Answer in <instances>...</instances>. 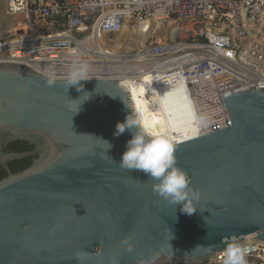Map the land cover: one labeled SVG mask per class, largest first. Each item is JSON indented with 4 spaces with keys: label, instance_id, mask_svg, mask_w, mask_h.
Wrapping results in <instances>:
<instances>
[{
    "label": "water",
    "instance_id": "water-1",
    "mask_svg": "<svg viewBox=\"0 0 264 264\" xmlns=\"http://www.w3.org/2000/svg\"><path fill=\"white\" fill-rule=\"evenodd\" d=\"M69 80L0 64V264H78L77 251L80 264H201L251 235L264 244V89L225 99L226 130L169 141L200 193L189 216L118 165L131 135L114 136L116 125L139 113L123 82ZM17 140L35 150L6 151Z\"/></svg>",
    "mask_w": 264,
    "mask_h": 264
},
{
    "label": "built area",
    "instance_id": "built-area-1",
    "mask_svg": "<svg viewBox=\"0 0 264 264\" xmlns=\"http://www.w3.org/2000/svg\"><path fill=\"white\" fill-rule=\"evenodd\" d=\"M1 4L6 21L0 30V64L24 65L50 79H72L85 69L86 79L122 82L167 75L160 103L148 88L154 106L167 109L176 134L192 125L193 134L177 140L226 130L232 122L225 99L264 89V0ZM242 246L248 248L246 264H264V244L250 240ZM225 258V251L219 252L209 262L222 264Z\"/></svg>",
    "mask_w": 264,
    "mask_h": 264
},
{
    "label": "clouds",
    "instance_id": "clouds-1",
    "mask_svg": "<svg viewBox=\"0 0 264 264\" xmlns=\"http://www.w3.org/2000/svg\"><path fill=\"white\" fill-rule=\"evenodd\" d=\"M86 75L85 69L70 79L67 85L70 87L77 85L80 81L88 80ZM49 86H51V82H49ZM126 131L130 133L131 138L126 143V150L118 163L119 167L129 171L141 172L151 180L156 181L153 184L155 193L175 205L182 204L180 209L182 213L189 216L194 214L196 208L193 205V200H198L200 193L190 187V178L185 171L177 167L173 144L163 134L157 135L153 132L140 113L132 112L125 118L124 122H118L114 136L119 137ZM99 140L107 145V151L113 147L110 142ZM109 159L112 163H117L111 157ZM225 253L224 264H246L247 247L239 243H232L226 247ZM84 255L87 253L80 251L74 253V258L78 264Z\"/></svg>",
    "mask_w": 264,
    "mask_h": 264
},
{
    "label": "bare ground",
    "instance_id": "bare-ground-1",
    "mask_svg": "<svg viewBox=\"0 0 264 264\" xmlns=\"http://www.w3.org/2000/svg\"><path fill=\"white\" fill-rule=\"evenodd\" d=\"M167 75H148L145 76L143 81H139L137 79L124 78L123 84L129 89L132 99L135 103V107L141 112L144 121L151 127L152 131L157 135L163 134L167 137L169 141L180 139V137H187L188 134L191 133L192 125H186L184 127L185 133L181 132L176 134V130H174L169 124V118H167L168 113L167 109L163 105L160 108L154 106L155 103H160V98L163 97L165 92V79ZM165 83V84H164ZM151 85L154 93L152 95L154 102L150 100V88L148 85ZM169 111V110H168ZM184 135V136H183ZM179 137V138H178ZM254 235L248 236V241L252 240Z\"/></svg>",
    "mask_w": 264,
    "mask_h": 264
},
{
    "label": "trees",
    "instance_id": "trees-1",
    "mask_svg": "<svg viewBox=\"0 0 264 264\" xmlns=\"http://www.w3.org/2000/svg\"><path fill=\"white\" fill-rule=\"evenodd\" d=\"M34 150H35L34 144H31L28 141H23V140L10 142L6 147V151L16 152V153L33 152ZM38 157L39 154H33L28 157L10 161L8 162V166L13 173H17L30 167L33 164L34 160L37 159ZM7 176H8L7 171L2 165H0V180Z\"/></svg>",
    "mask_w": 264,
    "mask_h": 264
},
{
    "label": "rangeland",
    "instance_id": "rangeland-1",
    "mask_svg": "<svg viewBox=\"0 0 264 264\" xmlns=\"http://www.w3.org/2000/svg\"><path fill=\"white\" fill-rule=\"evenodd\" d=\"M4 21H6V17H5V15H4V8H3V4H1V7H0V30H1V26L3 25V23H4ZM130 38L133 40V39H135V36H130ZM125 41H124V39L122 40V47L124 48L125 46ZM128 45V44H127ZM130 45H132L133 46V43H131ZM132 46H128L129 48H132ZM117 47H119V45H117ZM208 264H216V263H210V262H208ZM222 264H224V263H222ZM249 264H253V263H249Z\"/></svg>",
    "mask_w": 264,
    "mask_h": 264
},
{
    "label": "flooded vegetation",
    "instance_id": "flooded-vegetation-1",
    "mask_svg": "<svg viewBox=\"0 0 264 264\" xmlns=\"http://www.w3.org/2000/svg\"><path fill=\"white\" fill-rule=\"evenodd\" d=\"M208 262H209V261H206V262H203V263H201V264H208Z\"/></svg>",
    "mask_w": 264,
    "mask_h": 264
}]
</instances>
